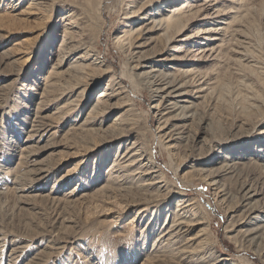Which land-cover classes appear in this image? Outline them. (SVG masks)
I'll return each mask as SVG.
<instances>
[{"label": "rangeland", "instance_id": "1", "mask_svg": "<svg viewBox=\"0 0 264 264\" xmlns=\"http://www.w3.org/2000/svg\"><path fill=\"white\" fill-rule=\"evenodd\" d=\"M126 1L0 0V236L5 239L0 264H152L148 259L154 252L152 241L169 229L177 197L171 203V197L155 200L138 193L120 197L107 175L113 162L139 139L160 173L186 200L194 201L206 219L207 229L200 232L206 244L205 256L234 259L238 264H264V255H260L264 239L257 248L249 249L245 244L240 251L242 230L231 229L249 208L264 209V0H218V8L205 15L204 21L196 9L186 10L188 29L180 38L191 30L219 26L224 51L201 69L216 84L211 94L206 100L186 95V102L195 103L186 114L188 119H172V126L184 129L172 153L159 145L152 109L157 98L149 92V83L138 79L136 69L141 64L145 71L149 66L167 70L171 50L156 33L133 36L130 45L116 44V37L122 35L119 32L127 30L122 26ZM148 1L139 0L135 10L144 15L153 12L155 3L145 5ZM36 3L39 5H33ZM171 7L167 10L179 8ZM70 13L76 17H69ZM78 17L83 18L82 29L74 32L83 36L78 45L84 49L71 52L69 61L92 50L106 72L82 79L86 94L78 95V106L68 113V120H59L67 115L62 109L67 101L62 88L75 82L56 67V55L61 53L64 31L71 32L65 24ZM216 36L214 33L209 39ZM241 36L248 38L251 65L231 60L235 57L230 52L232 44ZM206 38L204 34L199 37L204 42ZM107 86L112 92L121 90L118 100L122 107L108 115L104 125L83 127L80 124L92 116L90 110ZM128 106L130 113L125 112ZM122 114L131 130L129 136L115 139L109 130L99 132ZM36 116L51 125L40 143L37 138H28ZM49 143L56 147L42 150ZM198 159L211 164L206 171L218 172L217 180L228 193V202L216 201L213 188L199 180L202 167L194 165ZM229 159L234 165L230 170L224 168ZM35 162L50 168L45 179L32 182L26 167ZM250 183L256 197L243 208L239 190ZM70 192L73 195L67 200ZM167 204L170 207L164 209ZM156 206L165 211L146 230ZM251 221L252 227L262 223L261 217ZM56 233L59 241L54 246L50 237ZM19 247L22 252L14 259L10 254ZM168 253L161 260L173 264L171 250Z\"/></svg>", "mask_w": 264, "mask_h": 264}, {"label": "bare ground", "instance_id": "2", "mask_svg": "<svg viewBox=\"0 0 264 264\" xmlns=\"http://www.w3.org/2000/svg\"><path fill=\"white\" fill-rule=\"evenodd\" d=\"M33 1L37 2L39 0ZM203 1L204 3L194 5L190 2V0H149L145 5L159 3L157 5L154 4L153 12H147L144 15L141 14L140 10H135V6L138 4L139 0H127L123 14L124 23H122V26L127 28V30L124 31L122 29V31H118L122 35L116 37V44L121 47L127 44L130 45V42H134L133 36L141 35L143 32L146 34L156 33L159 37L164 38L165 47L171 50L168 58L170 67H168L167 70L157 69V66H149V68H147L148 71H145V68H143L144 66L141 64L137 65L138 68L135 66L136 69H138L137 72H139L137 76L138 79L148 82V85L150 86L149 92L157 98L154 100L155 103L152 106L154 120L158 126L156 136L161 149L168 151L169 153H172L177 141L181 139L180 136L184 134V129L180 126H172V119L174 117L181 120L188 119L189 116L187 117L186 114L190 113L191 108H193V105L195 104L192 100L191 102H186V95L194 94L197 96L196 99L206 100L207 95H210L214 86H216L214 82L210 81L211 79L208 77V74L202 72L201 69L205 68L210 61L216 60L217 57L221 55V51L224 48L223 40L219 37L222 29L219 28V26H210L207 29H202L197 32L191 30L192 33L187 34L185 38H180L184 29H188V24L184 20V15H186L187 9H196L197 14L204 15L200 18L201 21H204L207 18L205 15H208L210 12H214L218 8V0ZM33 5H39V3ZM172 5H175V7L179 6V8H175L173 11L167 10V8H170ZM165 8L166 10H164ZM174 15H177L178 17L174 19ZM69 17H76V14L70 13ZM82 23L83 18L78 17L74 18V20H69V22L65 24L68 25V30H71V32H68L67 30L64 31V38L60 49L61 53L56 55V67L64 69L63 75L75 82L69 84L67 88H62L64 91L61 94L64 98H67V101L62 106V109L66 111L67 115H62L59 120L62 118L63 120H68V113L73 110L74 107L78 106L76 105L79 102L78 95L81 94L82 97L86 94L85 92H87V90L85 89V85L80 84L82 79L84 80L88 78L94 72H106L102 62L99 61L98 55L92 53V50L82 52L72 59V61H69V55H72L71 52L84 49L78 45V41L83 40V36L77 35V32H74V29H82ZM194 25H196V23ZM149 26L150 28L147 29ZM214 33L218 34V36L213 37L211 38L212 40H210L209 37H211ZM203 34L207 36L205 39L207 42L199 39L200 35ZM241 37L242 39L240 41H236V43L233 42V47H230V52L235 56L231 60L251 65L253 64V59L250 57L247 50L248 38H245L244 36ZM208 41H213L215 43H213V45L207 44ZM136 54L137 53L135 52L133 53V55ZM142 69L145 72L142 71ZM108 87L109 86L100 92L98 99L95 101L94 106H92L89 113L92 114V116L88 121L86 120L80 125H83V127H90L91 124L99 123V125L102 126L105 124L108 115L115 112L119 107H122L118 100V97L122 94L121 90L112 92L109 91ZM81 112L82 110H80L77 119L81 117ZM125 112H132L131 107ZM123 116L124 114L118 115L111 122L109 127L101 129L99 132L105 133L109 130V135L112 134L111 137L115 139L129 136L131 130L125 125ZM48 122L49 121L47 119L36 116L30 123L29 134L31 135L28 136V138L30 137L29 139L35 140L37 138L36 141L38 143H40V141H44L45 138L43 134L49 129V127H51ZM139 140L133 141L130 147H128L121 154L119 160L113 162L107 170V175L115 193H117L120 197H124L132 193H138L141 195L140 197L155 200H162L171 197L169 203H171L170 201L173 197H177V204L175 206V210L173 211L174 216L169 222L170 227L166 232L160 234L154 241H152L153 245L151 246V250H154V252L153 255L151 254L152 256L150 255L151 258L148 259L152 261V264H164L161 258H163L165 253H168V251L171 250V257L174 259L173 264H238V262L233 261L234 259L222 260L221 258H217L216 260H213L212 258L208 259L207 256H205L206 244H204L205 241L203 242V239L201 238L203 235H201L200 232L204 234L205 229H207L206 226L208 224L206 219L202 217L196 207V203L194 201L186 200L181 193L174 189V186L170 181H168L167 176L160 173V169L154 164L150 152L141 147ZM55 147L56 146L49 143L48 145L43 146L42 150L49 151ZM229 160H226V164H223L224 168L230 170L234 165L232 164L233 159ZM27 165L28 164L26 163V166ZM194 165H201L202 168L199 170L200 174H198V178L201 182L206 183L213 188L216 201L221 200V204L228 202L229 195L224 187L221 188V185L217 180L218 172L205 170V168H212L209 166L211 164L208 162H200L198 159V162H195ZM48 167L50 168L49 165L35 162L26 168H30L28 173L32 175L31 181L33 182L34 179H45V177L49 174ZM183 177L184 176H182V178ZM21 180L25 181L23 178H21ZM16 184L20 183L17 182ZM239 191L241 194V206L246 208L256 197V189L253 188L250 183V185L245 184ZM21 192H24V190H21ZM71 195H73L71 192L67 194V200H70L69 196ZM168 206L169 204H167L164 209H167ZM163 211L165 210H162V207L160 206H156L155 210L151 211V216L153 217H151L147 223L146 230L150 227L152 222L155 221V219H157L158 222L159 219L162 218ZM158 212L160 216L157 215ZM241 216L242 217L239 218L238 221L234 222L231 228L232 231L237 228L242 230L240 231L242 239L240 241L241 244L239 246V250L243 251L245 244H248L249 249L251 247L257 248V243H260L264 239V209L258 210L257 208H249L244 216L243 214ZM260 217L262 219V223L252 227L251 220L259 219ZM156 225L157 224H155V226ZM152 228H154V226ZM58 235L59 233H56L50 237V241L54 246L58 245L56 243L59 241ZM147 238L148 236L146 235V239L143 242L144 244L148 241ZM4 240L3 236H0V255L4 251ZM19 252H22V248L20 247L12 250L10 256H14L15 259V256H18ZM261 254L264 255V251L260 252V255Z\"/></svg>", "mask_w": 264, "mask_h": 264}]
</instances>
